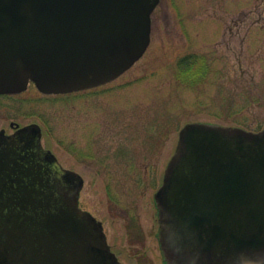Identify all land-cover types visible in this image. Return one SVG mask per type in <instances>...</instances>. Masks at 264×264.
Listing matches in <instances>:
<instances>
[{
	"label": "water",
	"instance_id": "obj_1",
	"mask_svg": "<svg viewBox=\"0 0 264 264\" xmlns=\"http://www.w3.org/2000/svg\"><path fill=\"white\" fill-rule=\"evenodd\" d=\"M159 3L0 0V94L116 80L147 51ZM83 186L38 124L2 132L0 264H122L79 207ZM155 201L164 264H264V129L186 124Z\"/></svg>",
	"mask_w": 264,
	"mask_h": 264
},
{
	"label": "rangeland",
	"instance_id": "obj_2",
	"mask_svg": "<svg viewBox=\"0 0 264 264\" xmlns=\"http://www.w3.org/2000/svg\"><path fill=\"white\" fill-rule=\"evenodd\" d=\"M187 54L207 58L200 84L175 77ZM193 122L264 128V0H161L147 52L116 80L68 94L30 85L0 95V133L40 125L44 148L83 177L80 206L102 222L123 264H164L154 196L180 130Z\"/></svg>",
	"mask_w": 264,
	"mask_h": 264
},
{
	"label": "trees",
	"instance_id": "obj_3",
	"mask_svg": "<svg viewBox=\"0 0 264 264\" xmlns=\"http://www.w3.org/2000/svg\"><path fill=\"white\" fill-rule=\"evenodd\" d=\"M209 63L206 56L197 54H187L179 58L175 64V77L182 84L192 86L200 84L205 80ZM122 155L119 154V157Z\"/></svg>",
	"mask_w": 264,
	"mask_h": 264
},
{
	"label": "flooded vegetation",
	"instance_id": "obj_4",
	"mask_svg": "<svg viewBox=\"0 0 264 264\" xmlns=\"http://www.w3.org/2000/svg\"><path fill=\"white\" fill-rule=\"evenodd\" d=\"M11 126H13V125H11ZM2 131H4V129H2ZM2 131H1V132H2ZM130 222H131V224H132L131 228H134L137 232H139L138 234H142V233H141V230L139 229V226H138V219L135 218V217H133V218L131 217ZM134 229H133V230H134ZM103 230H104V232H105L104 227H103ZM105 235H106V238H107V234H106V232H105ZM107 240H108V238H107ZM108 243H109V241H108ZM110 247H111V250L113 251L111 245H110ZM113 252H114V251H113ZM114 253H115V252H114Z\"/></svg>",
	"mask_w": 264,
	"mask_h": 264
}]
</instances>
